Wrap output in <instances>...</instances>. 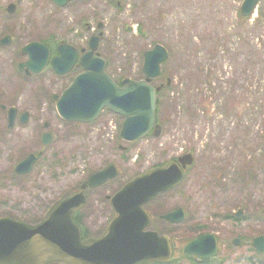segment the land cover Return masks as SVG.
Wrapping results in <instances>:
<instances>
[{"label":"rangeland","instance_id":"1","mask_svg":"<svg viewBox=\"0 0 264 264\" xmlns=\"http://www.w3.org/2000/svg\"><path fill=\"white\" fill-rule=\"evenodd\" d=\"M17 2L0 0V41L13 38L0 45V218L38 223L92 173L114 163L120 176L89 191L82 210L87 234L98 236L115 215L108 196L133 177L192 153L197 164L188 168L182 184L147 206L157 231L175 237L181 254L208 222L214 230L220 225L227 240L264 234V0L248 18L241 15L244 0H76L65 7L22 0L14 14L8 13ZM101 32L99 52L115 80L144 79L145 52L156 43L169 49L165 76L153 81L164 92L158 105L160 136L123 141L124 118L113 111L89 124L64 120L51 97L61 95L81 67L66 76L51 67L40 74L19 69L29 61L22 52L29 43L54 50L62 42L88 48ZM3 105L28 112L29 121L17 120L9 130ZM228 130L231 143L221 138ZM48 132L54 140L44 146ZM38 152L34 169L19 176L16 166ZM179 208L187 213L183 223L160 219ZM239 209H244L241 220L233 216ZM225 243L218 261L201 263L177 252L178 260L170 264H264V255L250 245L225 248Z\"/></svg>","mask_w":264,"mask_h":264},{"label":"water","instance_id":"2","mask_svg":"<svg viewBox=\"0 0 264 264\" xmlns=\"http://www.w3.org/2000/svg\"><path fill=\"white\" fill-rule=\"evenodd\" d=\"M22 0H18L20 3ZM65 7L76 0H51ZM17 3V4H18ZM17 4L9 5L11 14ZM257 0H245L242 13L252 14ZM102 28V24L99 25ZM103 33L93 35L89 49L72 44L58 45V55L51 57L50 49L43 43L33 42L24 49L30 60L20 64L26 73H41L48 64L60 76L70 74L76 67L83 72L74 78L63 94H54L62 118L68 122L91 123L107 108L125 118L121 137L127 142H136L156 128L157 92L160 88L151 83L161 76V66L169 58L168 49L157 43L144 54L143 80L126 78L119 86L107 73V61L99 54ZM3 39L1 45L10 44ZM52 58V59H51ZM4 108H6L4 106ZM18 109L11 107L8 113L9 129H13ZM23 123L29 120V113L20 117ZM50 124L46 123L45 128ZM157 129V135H160ZM53 139L52 133L43 135L44 145ZM38 160L31 154L16 168L19 175L30 173ZM182 167L176 161L153 168L127 182L112 198L115 217L102 235L83 239L80 225L74 220L75 214L86 202V192L98 188L119 176L115 164L92 174L80 190L60 202L49 217L37 224L25 223L12 218L0 219V264H153L168 262L171 255V241L168 236L160 237L157 232L146 231L151 224L150 215L144 205L159 194L173 190L184 180L183 169L193 162L192 155L180 158ZM243 211L236 214L241 218ZM185 211L180 208L162 218L173 223L185 220ZM239 244V241L237 242ZM252 245L264 254V236L252 240ZM218 246L214 235L205 234L184 247L186 255L209 259L217 254Z\"/></svg>","mask_w":264,"mask_h":264},{"label":"flooded vegetation","instance_id":"3","mask_svg":"<svg viewBox=\"0 0 264 264\" xmlns=\"http://www.w3.org/2000/svg\"><path fill=\"white\" fill-rule=\"evenodd\" d=\"M10 38L11 39V42H10V44L12 43V41H13V38H12V36H9V35H7V36H5L3 39H6V38ZM10 44H8V45H10ZM8 45H4V46H8ZM25 71V70H24ZM159 119H160V117H159ZM159 119H158V123H160L159 122ZM160 130H161V133H162V127H161V125H160ZM228 132V137L227 136H221V138H223V139H226L229 143H231L232 142V135H233V131L232 130H228L227 131ZM195 164V166H196V164H197V162H196V160H195V156H194V162H193V165ZM207 225H208V228L206 229V232H208V233H214L216 236H217V238H218V242H219V240H220V237L221 238H224V236H225V234H223V232H222V229L220 228V225H217V227H216V230H214V229H212L211 228V223L210 222H208L207 223ZM220 237H219V236ZM239 238H241L242 239V242L241 243H243V245L244 246H249V242H250V239H246V238H242V237H239ZM230 241H232V238L231 239H229ZM226 241V240H225ZM225 241H223V243L225 242ZM223 243H222V247L220 246V242H219V252L221 251L222 252V250H223ZM224 246H225V248H232V246H234L233 244H232V242L231 243H225L224 244ZM250 247V246H249ZM250 250L252 251L253 250V248H251L250 247ZM220 252V253H221ZM193 258V260H196V261H199V262H201V263H210L211 262V259L210 260H207V261H201V260H199L198 258H196V257H192ZM219 258H214V260H218Z\"/></svg>","mask_w":264,"mask_h":264},{"label":"bare ground","instance_id":"4","mask_svg":"<svg viewBox=\"0 0 264 264\" xmlns=\"http://www.w3.org/2000/svg\"><path fill=\"white\" fill-rule=\"evenodd\" d=\"M167 48V47H166ZM25 70V72L27 71V69H24ZM81 73H79L78 75H80ZM77 75V76H78ZM76 77V76H75ZM74 81V80H73ZM264 124V123H263ZM237 131H239L238 130V128H236V130H235V133H238ZM263 216H264V212L263 213H261ZM252 230H254L255 231V229L254 228H252ZM257 232H258V230H257ZM261 237V235H259V236H257V238H260ZM226 240V241H225ZM223 241H225V242H229V243H231L232 241H230V240H227V238H221L220 240H219V242H223ZM168 262H170V263H172L173 262V260L172 259H170ZM158 263H161V262H158Z\"/></svg>","mask_w":264,"mask_h":264},{"label":"trees","instance_id":"5","mask_svg":"<svg viewBox=\"0 0 264 264\" xmlns=\"http://www.w3.org/2000/svg\"><path fill=\"white\" fill-rule=\"evenodd\" d=\"M57 203H58V202H56V203L52 206L51 210L56 206ZM77 215H78V214H77ZM75 220H76L78 223L81 222L79 216L75 217ZM81 223H82V222H81Z\"/></svg>","mask_w":264,"mask_h":264}]
</instances>
